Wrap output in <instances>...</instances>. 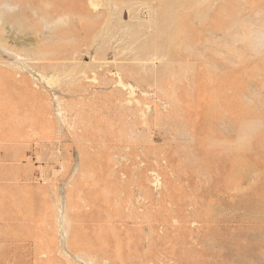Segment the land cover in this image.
Instances as JSON below:
<instances>
[{"label": "rangeland", "instance_id": "rangeland-1", "mask_svg": "<svg viewBox=\"0 0 264 264\" xmlns=\"http://www.w3.org/2000/svg\"><path fill=\"white\" fill-rule=\"evenodd\" d=\"M0 264H264V0H0Z\"/></svg>", "mask_w": 264, "mask_h": 264}, {"label": "bare ground", "instance_id": "bare-ground-1", "mask_svg": "<svg viewBox=\"0 0 264 264\" xmlns=\"http://www.w3.org/2000/svg\"><path fill=\"white\" fill-rule=\"evenodd\" d=\"M167 12H170V14H168L169 17H170V16H173V12H172V10H167ZM120 84H121V82H120ZM122 84H123V83H122ZM121 86H122V85H121ZM126 86H127V87L129 86V87L127 88ZM126 86H125V87L127 88L126 90L129 89L130 93H131V91L133 92V90L131 89L132 87H130L129 84H128V85L126 84ZM122 87H123V86H122Z\"/></svg>", "mask_w": 264, "mask_h": 264}]
</instances>
